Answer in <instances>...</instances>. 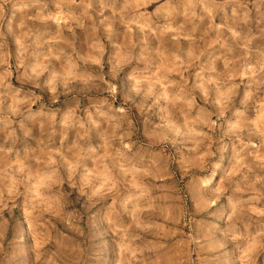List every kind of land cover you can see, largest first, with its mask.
<instances>
[{
    "label": "clouds",
    "instance_id": "1",
    "mask_svg": "<svg viewBox=\"0 0 264 264\" xmlns=\"http://www.w3.org/2000/svg\"><path fill=\"white\" fill-rule=\"evenodd\" d=\"M0 264H264V0H0Z\"/></svg>",
    "mask_w": 264,
    "mask_h": 264
}]
</instances>
